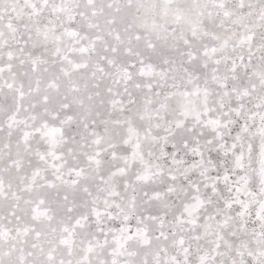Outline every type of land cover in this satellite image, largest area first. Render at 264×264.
Returning <instances> with one entry per match:
<instances>
[{"label": "snow or ice", "instance_id": "obj_1", "mask_svg": "<svg viewBox=\"0 0 264 264\" xmlns=\"http://www.w3.org/2000/svg\"><path fill=\"white\" fill-rule=\"evenodd\" d=\"M0 264H264V0H0Z\"/></svg>", "mask_w": 264, "mask_h": 264}]
</instances>
